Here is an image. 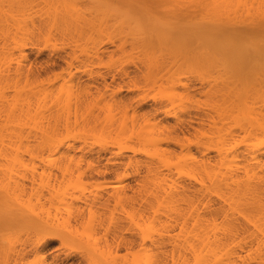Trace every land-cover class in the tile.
<instances>
[{
    "label": "rangeland",
    "instance_id": "374dc122",
    "mask_svg": "<svg viewBox=\"0 0 264 264\" xmlns=\"http://www.w3.org/2000/svg\"><path fill=\"white\" fill-rule=\"evenodd\" d=\"M232 2L229 12L231 17L237 18V23L233 22L231 27L245 30L259 26V19L248 20L250 16L245 15L249 4L233 7L238 0ZM210 3L211 0H161L160 4H148L145 8L132 0H0V75L13 76L18 63L25 71L23 78L19 79L21 83L14 77H9L13 84L10 79H7L8 83L6 79H0V100L3 99L0 110L4 111L1 112L3 116L0 113V124H10V120L13 121L11 124H26L21 133L25 134L22 138L24 136V143L29 147L40 142L41 132L47 124H60V131L62 124L76 125L77 129L83 125L95 126L97 132L103 130V141L89 140L85 145L81 140H72L75 157L85 155L96 159L100 165L111 166V170L103 175L79 174L76 170L71 174L57 170L41 174L42 171L37 169L34 174L28 172L13 177L17 188L15 194L26 199V203L33 197L31 203H44L43 209L47 210L50 193L61 188L65 189L67 197L74 199V208L69 211L73 210L72 215H67L66 211H50L51 215L57 214L61 222L65 218L70 220L68 229L72 235L66 241L50 235L41 239L43 236L40 238L29 228L22 229L16 224H11L16 226L15 229L9 225L8 228L0 226V231L5 230L0 233L4 240L10 238L19 242L17 238L21 240L23 234L20 241L23 246L14 242L10 253L11 248L7 251L6 246L3 259L8 257V264L21 260L23 262L18 264L30 263L40 251L46 264H91L85 253L98 246L112 251L117 259H123L118 262H123L143 249H150L149 240H142L136 227V221L145 220L146 208L153 198H161L160 191L153 190L151 195L152 188L147 184L149 168L155 167L150 155L168 153L177 156L182 151L181 145L186 147L184 151L189 148L200 162L204 160L205 167L212 173L219 170L225 151L233 148L228 151L226 163L230 167L227 173L237 171L239 178L234 180L236 182L227 181L212 193H204L199 182L183 181L191 189H201L199 200L203 204L221 208L236 190L237 183L238 198L249 201L260 197L259 181L253 178L247 182L241 167L248 164L259 170L264 162V150L259 153L247 147L255 136V125L259 124L263 93L261 80L257 75L250 79H229L223 67L184 59L176 47L172 48L159 39L153 40L148 33L152 28L168 27L167 22L194 27L205 20L208 12L205 5ZM135 20L142 22L144 36L134 33ZM16 26L23 28L19 37L24 48L21 57L18 54L10 64L6 52L14 47L13 35L9 33ZM2 28L5 32L10 30L5 34ZM28 70L30 74L27 76ZM229 81H234L236 90L233 93L223 87ZM11 84L23 90L20 98L15 97ZM171 93L173 97H170ZM245 109L252 110L249 121L242 118L243 112L244 115L249 113ZM38 110L41 112L35 113ZM8 115L13 118L9 119ZM22 115L30 119H23ZM121 126H124L123 133ZM138 131L149 133L153 143L141 145L135 138ZM168 135L174 141L167 142ZM222 144L224 153L219 154L217 149ZM129 159L135 165L127 172L129 176L123 179ZM84 169L83 165L81 171ZM159 170L166 172L162 168ZM116 191L126 193L127 203L123 208L111 198ZM91 206L93 209L89 211ZM93 211L97 224L93 226V237L98 240L96 246L88 243L83 233L91 216L89 213ZM130 214H135L133 218L136 219L132 221ZM8 229H14L13 233ZM18 231V234L14 233ZM72 238V242L69 241ZM15 246L22 256L16 253ZM21 249L25 250L24 259Z\"/></svg>",
    "mask_w": 264,
    "mask_h": 264
},
{
    "label": "bare ground",
    "instance_id": "6f19581e",
    "mask_svg": "<svg viewBox=\"0 0 264 264\" xmlns=\"http://www.w3.org/2000/svg\"><path fill=\"white\" fill-rule=\"evenodd\" d=\"M132 1L145 8H148V4L156 6L161 2V0ZM233 4L234 2H232V0H211L209 6L205 5L206 10H208L207 17L196 26H181V24L176 22H167L168 27L159 29L152 28L148 31V33L151 35L153 40L159 39L161 42L166 45H170L172 48L176 47L177 50L181 52L184 59H192L197 63L205 65L212 64L223 67L224 71L229 76L227 77L229 79H250V77H256L255 75L258 76L263 84L260 119L259 124H256L258 127L255 125V136H253L250 140L249 145L247 144V147L248 149L252 148L254 150H258L259 153H261L264 150V1L238 0L237 5L233 6L235 7L241 4H249L248 11H245V15H249L250 17L248 18L246 16V18H248V20L259 19L258 27L245 30H239L235 27H231L233 25L232 23L237 19L236 17L233 18L230 16L229 11ZM147 11H149V9ZM250 11H253V13ZM235 23H237V21ZM2 29V31H4V28ZM21 29L23 28L17 26L11 28V30L6 29V32L10 30L9 34L13 35V41L11 42L14 47L6 52L7 59L10 64L12 61L17 59L15 56L19 54L18 57H21L20 55L23 53V41H21V38L19 37ZM133 31L135 34L138 33V35L141 36L145 35L141 21H134ZM6 32L4 31L3 33L6 34ZM6 36L9 38L8 35ZM144 43L145 41H143L142 45ZM7 47L9 46L7 45ZM101 54L102 52H100V56ZM17 65L18 66L14 69L12 74L13 76L7 75L5 78L0 75V79H6L8 83L7 79H10L9 77H14L18 79V82H20L19 79L23 78L25 71L21 67L20 63ZM29 74L30 70H28L26 75L28 76ZM9 81H11V79ZM11 82L13 84V80ZM20 83L17 85L20 86ZM233 85L234 81H229L224 84L223 87L229 89V93H233L236 90V87H233ZM4 86H6V84ZM14 86L12 90L15 91L14 93L16 96L14 94L13 96L20 98V91L23 94V90H18L17 86H15L17 87L15 90ZM5 90L6 87L2 91L5 92ZM169 95L170 97L174 96L173 93ZM5 96L2 97L4 98ZM2 100L3 99L0 101ZM17 101L19 100L17 99ZM9 103H11V100ZM13 103V108H15ZM15 105L17 107V109H15L18 112V102ZM11 107L9 106V108ZM13 108L12 110H14ZM4 109L6 111L7 108L4 107ZM237 110V112H240L239 108H237ZM246 110L248 111L249 109H245V112L247 113ZM2 111L0 110V113ZM251 111L252 110L248 111V115H244L245 113L243 112L242 118L248 119L249 121V119L252 118L249 116H253V113L250 115ZM9 112L12 114V111ZM36 112L41 111L38 110L35 111V113ZM3 115L4 114H2V116ZM24 115H22L23 119L25 117ZM5 117L7 116L5 115ZM10 117L11 116H9V119ZM18 117L19 116H17V118ZM35 117L37 116L35 115ZM25 118L27 119L29 117ZM7 119L8 118L5 120L7 121ZM16 119L14 117L15 121ZM6 121L4 123H6ZM11 122L13 121L10 120V124H0V226L8 228L9 225L11 228L15 229L16 226L13 225L12 227L11 224H16L19 228L22 227V229L29 228L37 236H40V238L43 236L41 239L50 235L57 236L59 239L66 241L72 235V231H69L68 229V227H71L69 225L70 220L65 218L61 222L55 213H58L59 211H66L67 215H72L73 210L72 212L69 211L73 207L74 199L67 197L65 189H53L50 193L51 195H49V197H51L48 200V204L50 205L49 209L44 210V203V205L41 203H31L33 197L31 199L29 198L26 203V199L22 197L24 199L22 201V198L20 199L16 196L15 191L17 188L13 177H17L19 175L21 176L28 172L34 174L37 169L42 171L41 174H45L46 172L51 173L55 170L61 171L63 174H71L74 170L80 172L79 174L86 173L96 175H103L109 172V170H111V166L100 165L96 159L92 157L82 155L81 157L76 158L73 149L74 143H71L72 140H81L85 145L89 143V140H95L98 143H101L104 135L103 130L101 132H97L95 126L87 127V125H83L82 128L77 129L76 125L62 124L63 128L62 131H60V124H47L45 129H42V134L40 133V142H38L35 147L34 145L29 147L26 142L24 143V141H26L24 140V136L22 138L26 124H11ZM19 122L21 123V121ZM121 128V133H123L124 126H121ZM22 129L23 132L21 133ZM149 136V133H140V131L135 134L136 140L144 146L153 143L152 138ZM166 141L172 142L174 139L168 135L166 137ZM178 143L179 141L177 144ZM180 147L182 151L177 156H173L168 153H155L150 155L151 162L155 165V167L149 168L146 177L149 178L150 183L147 181V184L152 188L151 195L153 190L160 191L161 198L154 197L146 208L147 215H145L146 213L144 214L146 216L145 220L141 219L142 221H136L137 223H135L140 235L142 236V240H149L150 245H148V247L150 246L151 248L149 247L150 249H143L139 253L135 252L138 254L132 255V258H130L129 261H125L124 259L123 262H118L119 258L117 259L116 255H114L112 251L105 249L104 247H102L104 249L98 248V246L96 247L97 249L91 248V252L87 251L85 253L88 263L264 264V162L260 165L259 170H254V168L248 164L241 167V173L244 177H246L247 182H250L253 178H256L259 181L261 193H259L260 197L258 199H251L247 201L245 198H238L237 196L240 194L237 192L239 186L237 183L236 190L226 200L227 203L225 202L221 208L219 207L216 209L212 208V206L208 204H203L199 200L200 192H202L201 189H203L204 193H212L218 189L219 185L226 184L227 181L236 182L234 180L239 178L237 171L227 173L230 167H228L226 163L228 151L233 150V148H229L225 151V156L223 157L224 160L221 161L219 170L212 173L205 167L204 164L206 163L204 160H201L200 162L190 153L189 148L184 151L186 147L184 145H181ZM217 152L219 154L224 153L223 144L218 147ZM83 165L85 166V169L81 171ZM126 165L123 179L129 176V173L127 172L131 170V167L135 164L132 159H129ZM160 168L164 169L166 172L160 171ZM223 170H225V172H222ZM12 178L14 183L11 180ZM18 179L20 180V178ZM185 179L199 182V187L201 189L189 188L187 185L183 184ZM19 180H17V183ZM21 191H23L22 188ZM114 194L115 195H112L111 198L116 202V204L118 206L121 205L122 208L123 206H126V193L116 191ZM21 195L22 194H20V196ZM36 204H39L40 206ZM92 209L93 207L91 206L89 211H92ZM50 211H54V215H51ZM89 214L91 216L89 215L90 217L87 225H84L86 228L83 227V233L85 234L88 243L91 242L93 246H96L98 245V240L93 237V226L97 225L95 224L96 216H94V211ZM134 216L135 214H130L132 221L136 219L133 218ZM239 220H241V222H239ZM132 221L130 222L132 223ZM111 223L112 222H110L109 225H111ZM1 229L2 228H0V230ZM74 230L73 233L75 232ZM3 231L5 230L0 231V233L2 234ZM8 231L11 230L8 229ZM13 231H11V233H13ZM14 233L18 234L19 231ZM74 235L77 236L75 233ZM4 236H6V234ZM20 237L23 239V234ZM73 239L74 238L69 241ZM17 240L19 242L21 241L19 240V237ZM78 240L81 239H77V241ZM4 241L7 245H5ZM11 241L13 240L10 238H6L4 240L0 236V264H4V262L8 259V257L7 259L4 258L5 261L3 262V256H6V246H8L7 251L11 248L9 250L10 253V251H12V245H14V242H17ZM21 242L20 244L22 245ZM2 243H4L5 246L2 245ZM144 243L145 242H143V244ZM20 247L21 246L18 245V248ZM146 247L147 245H144V248ZM14 250L18 254L20 249H18V251L17 248ZM22 250L23 249H21V252H23L22 258L24 259L25 250ZM15 251L14 255L16 254ZM20 254L22 256V253ZM45 259L46 258L43 252L40 251L37 252L34 261L27 264H46ZM18 260H20V258ZM12 261L13 260L10 262ZM19 262H23V260ZM19 262L16 261L17 264ZM6 263L7 261L5 264ZM51 264H55V262Z\"/></svg>",
    "mask_w": 264,
    "mask_h": 264
}]
</instances>
